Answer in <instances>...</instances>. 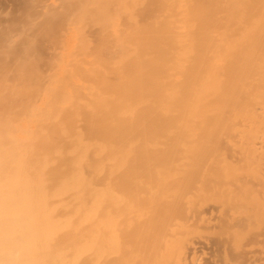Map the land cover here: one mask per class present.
Masks as SVG:
<instances>
[{"label":"bare ground","instance_id":"1","mask_svg":"<svg viewBox=\"0 0 264 264\" xmlns=\"http://www.w3.org/2000/svg\"><path fill=\"white\" fill-rule=\"evenodd\" d=\"M125 1L0 28V264H264V0Z\"/></svg>","mask_w":264,"mask_h":264},{"label":"rangeland","instance_id":"2","mask_svg":"<svg viewBox=\"0 0 264 264\" xmlns=\"http://www.w3.org/2000/svg\"><path fill=\"white\" fill-rule=\"evenodd\" d=\"M44 2H45V0H2V1H0V12L3 13L7 18L6 20H3L0 23V28L1 29L7 28V30H9V27H12V25H13L12 29H21V27H23V26H27V27L32 26L31 24H28V22L32 21L35 23L36 20L38 21V19L41 17V14H42ZM117 4L122 5V6L127 5L125 0H122V1L117 0ZM147 4H149V2ZM151 6L152 7L146 9L147 8V5H146L142 11L141 10H136V12L133 11V14L135 15L134 17L137 18V20H139L141 22H145V21H148L150 18L155 17L156 15H160L162 8H163L162 3L159 1L158 2L153 1ZM68 7H70V6H67L66 8H68ZM71 7H72V13L76 16L81 15V13L84 11L78 5V3L73 4ZM105 11L107 12L106 14L104 13V11L102 12L105 16H108L109 14H111L112 13L111 5L107 6L105 8ZM87 12H88L87 14L93 13L92 11L91 12L87 11ZM120 17H121L122 21L125 22L124 12L120 13ZM58 19L60 20L61 16H58ZM64 23H68L66 18L63 20V22L61 24H64ZM160 25H158V27L155 28L154 31L157 30L156 34L163 35V33L159 32L160 30H163L160 27ZM158 28H159V30H158ZM3 30H5V29H3ZM43 31L45 33H42ZM43 31L38 35V36H40V35L44 36V37L40 36L41 38L38 39V40L41 39L40 41H42V43L41 42H37V43L46 44L47 43V42H45L46 39L51 41L52 40L51 38H53L55 35L57 37V34H55L56 31H54L55 33L51 32L52 29H49V30L43 29ZM148 31H151V30H148ZM47 33H48V35H47ZM147 35H148V32H147ZM98 36L99 35H95L94 38L97 39ZM146 37L147 36L145 34H143L141 36V41L146 42L147 41ZM42 38H44V40ZM61 41H62L61 38H59L58 43L62 44ZM37 43L35 46H32V45L28 46L27 45L26 47L28 48V50L31 48L30 51L34 50V51L42 52L44 45L37 44ZM149 44H150L149 41H147L146 45H149ZM30 46H32V47H30ZM24 47H25V45H24ZM24 47L22 48V50H24ZM19 50H21V49H19ZM19 50H17V51H19ZM22 50L19 52L21 53ZM167 128H169V127L167 126L162 130H166ZM155 130L157 132L160 131L159 127H156ZM212 134H214V139H211V141L209 143L212 144V146H214V148L219 149L220 152L222 150L226 151L227 146H226L225 141H226L227 134L224 133V128L216 127L215 129H213ZM136 137H139L141 139L139 134ZM194 142H196V141H194Z\"/></svg>","mask_w":264,"mask_h":264}]
</instances>
